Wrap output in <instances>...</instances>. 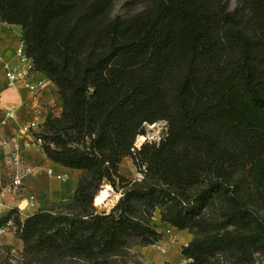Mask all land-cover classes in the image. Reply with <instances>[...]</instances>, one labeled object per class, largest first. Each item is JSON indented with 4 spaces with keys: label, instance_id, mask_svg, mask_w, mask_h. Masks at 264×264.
I'll return each mask as SVG.
<instances>
[{
    "label": "trees",
    "instance_id": "16d2710c",
    "mask_svg": "<svg viewBox=\"0 0 264 264\" xmlns=\"http://www.w3.org/2000/svg\"><path fill=\"white\" fill-rule=\"evenodd\" d=\"M115 2L0 0V22L22 27L34 69L63 101L45 122L44 151L83 171L66 211L15 217L25 248L94 259L129 238L155 243L160 233L137 217L142 206L194 234L181 250L193 264L249 260L264 238L249 208L264 188V0L233 9L227 0H146L128 16L113 13ZM159 120L166 135L136 149L145 124ZM127 156L142 180L120 172ZM116 180L122 196L97 212V191ZM215 199L232 208L207 220Z\"/></svg>",
    "mask_w": 264,
    "mask_h": 264
},
{
    "label": "crops",
    "instance_id": "0c3cea01",
    "mask_svg": "<svg viewBox=\"0 0 264 264\" xmlns=\"http://www.w3.org/2000/svg\"><path fill=\"white\" fill-rule=\"evenodd\" d=\"M21 39L20 25L0 22V216L18 209L27 217L54 203L72 200L83 174L81 169L51 160L44 146L35 144L33 134L22 131L32 120L43 131L49 116H61L63 101L57 85L34 69L33 59L16 53ZM11 73L13 84H9ZM43 78L44 84L36 90L24 85V80L35 83ZM16 177L19 185L13 184Z\"/></svg>",
    "mask_w": 264,
    "mask_h": 264
},
{
    "label": "rangeland",
    "instance_id": "374dc122",
    "mask_svg": "<svg viewBox=\"0 0 264 264\" xmlns=\"http://www.w3.org/2000/svg\"><path fill=\"white\" fill-rule=\"evenodd\" d=\"M227 1L232 9L240 4V0ZM145 4L146 0H116L113 13L122 16L132 15L140 11ZM166 129L167 123L165 120L145 124L144 133L139 134L141 137L140 143L139 141L137 142L140 139L138 135L134 147L139 149L145 143L159 142L166 135ZM136 143L138 146H135ZM141 170H143V167H141ZM141 170L134 164L130 156L125 157L120 164V172L128 180H142L144 173ZM115 184L116 186L113 187L110 183L104 182L100 186L96 195L102 193L108 187L111 190L106 191L108 197L105 203H98L95 195L93 205L97 212H109L122 196L124 191L122 185L124 183L120 184L116 180ZM117 197L118 199L116 200ZM61 202L44 208L66 211L67 209L62 206ZM231 208L232 206L225 199H215L206 209V218L207 220L220 219ZM249 208L255 211L257 218L261 222L263 221L264 224V188L260 195V203L256 206L250 204ZM10 211L0 216V264H193L191 259L182 255L181 250L193 239L194 234L188 229L180 230L163 221L161 208L151 210L150 214L146 215L143 207L140 206L137 213L139 219L148 221L160 233L159 241L147 243L139 238H129L125 246L117 252L106 258L96 257L94 259L73 255H59L48 251H35L25 248L15 217L19 216L24 220L28 216L21 215L20 211L16 209V213L11 214L10 219H8ZM10 220L11 223L9 224ZM260 244L263 247L262 250L254 252L249 260L239 263L235 256L223 254L211 259V264H264V238L260 240Z\"/></svg>",
    "mask_w": 264,
    "mask_h": 264
},
{
    "label": "built area",
    "instance_id": "2783aa9c",
    "mask_svg": "<svg viewBox=\"0 0 264 264\" xmlns=\"http://www.w3.org/2000/svg\"><path fill=\"white\" fill-rule=\"evenodd\" d=\"M16 53L22 57L23 59H27L29 56L27 55V52H26V43L24 41V39H21L17 49H16ZM5 67H8L7 64H5ZM14 80H15V76L13 73L9 74V84H13L14 83ZM45 82V78L43 79H40L39 81L37 82H28V81H25L24 80V85L26 87H28L29 89L31 90H36L38 89L41 85H43ZM22 131L23 132H26V133H30V134H33L34 138H35V144L37 145H44L46 144V141L45 139L42 137V126L40 123H38L36 120H32L30 121L29 123L25 124L22 126ZM137 146V145H135ZM13 184L14 185H19L20 184V179L18 177H16L14 180H13ZM105 191H109L111 190L110 187H108L107 189H104ZM11 223V220L9 221V224Z\"/></svg>",
    "mask_w": 264,
    "mask_h": 264
},
{
    "label": "bare ground",
    "instance_id": "6f19581e",
    "mask_svg": "<svg viewBox=\"0 0 264 264\" xmlns=\"http://www.w3.org/2000/svg\"><path fill=\"white\" fill-rule=\"evenodd\" d=\"M140 138V139H139ZM139 140H137V142L139 141V143H140V140H141V137H140V135H139ZM143 138V137H142ZM143 142V141H142ZM142 144V143H141ZM136 145H137V143H136ZM138 146V145H137ZM107 197H108V195H107V192L106 191H103L102 193H100V194H98L97 195V202L98 203H105L106 202V200H107Z\"/></svg>",
    "mask_w": 264,
    "mask_h": 264
}]
</instances>
